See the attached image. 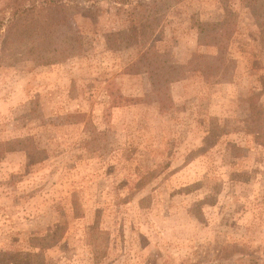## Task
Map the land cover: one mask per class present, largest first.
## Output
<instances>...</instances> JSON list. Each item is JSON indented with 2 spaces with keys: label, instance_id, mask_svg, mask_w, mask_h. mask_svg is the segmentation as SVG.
<instances>
[{
  "label": "rangeland",
  "instance_id": "obj_1",
  "mask_svg": "<svg viewBox=\"0 0 264 264\" xmlns=\"http://www.w3.org/2000/svg\"><path fill=\"white\" fill-rule=\"evenodd\" d=\"M42 1L0 46V264H264V0H131L145 45L116 0Z\"/></svg>",
  "mask_w": 264,
  "mask_h": 264
},
{
  "label": "trees",
  "instance_id": "obj_2",
  "mask_svg": "<svg viewBox=\"0 0 264 264\" xmlns=\"http://www.w3.org/2000/svg\"><path fill=\"white\" fill-rule=\"evenodd\" d=\"M18 0H7L6 3L3 5V7H11L10 12V18H6L4 21V18L0 17V46L1 45H7L9 44L11 39H16V36L22 37L26 36L30 32V29L27 27V25H23V22L25 21V18L29 14H27L30 10H27L26 7H23L21 4L17 3ZM116 4V13L118 16L127 14L133 15L134 13H130V11H135L136 8L142 9V5L140 3L133 4L131 0H116L114 1ZM29 6L30 9L34 8L35 3H30ZM41 5L47 12L46 17L49 18L52 12H58L60 10H63V5L61 0H43L41 2ZM127 10V12H126ZM125 14V15H126ZM134 20H138L139 24L136 25L135 23H131L132 29H136L140 34V41L143 45L148 40V36L145 34V32L151 27L152 28V22L144 23L141 22L140 19H138V14L133 15L132 17ZM53 21V20H52ZM57 24H61L66 26V17L64 15H59V19L57 18L56 21H53ZM132 22V21H131ZM80 36H76L74 34L71 35H62L59 38V41L61 43V46L58 47V51L51 49H42V45L44 41L37 39V40H31V48L30 53L37 52L35 55H30L28 53V57L37 62L38 64H49L50 62H53L54 60H57L53 58V56L57 55V57H66L70 56L76 52H78L81 48L80 43ZM71 42V46L68 45V43ZM118 48H126L127 45L121 46L120 40L118 41ZM141 45V46H143ZM68 46H70V49H68ZM73 52V53H72ZM48 56V57H47ZM140 62L145 68H150L148 70V73L150 75V79L152 80V88H158L159 90L164 89L165 92H168V85L169 83L173 82L174 79H176L173 75H177L178 71L175 67L170 65L168 61L164 59V55L161 53H156V51L153 50L152 46L149 48L144 47L142 49ZM167 76V77H166ZM169 77V80H168Z\"/></svg>",
  "mask_w": 264,
  "mask_h": 264
}]
</instances>
